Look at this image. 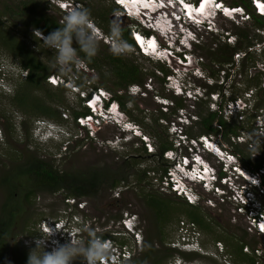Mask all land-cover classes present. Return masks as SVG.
<instances>
[{"label": "rangeland", "instance_id": "rangeland-1", "mask_svg": "<svg viewBox=\"0 0 264 264\" xmlns=\"http://www.w3.org/2000/svg\"><path fill=\"white\" fill-rule=\"evenodd\" d=\"M72 1L83 8H87L100 32L104 35L107 34L110 19L115 13H118L117 7L112 0ZM223 1L233 6L245 3V0ZM17 2L18 0H0V21L20 41L28 40L26 43L28 45L32 44L34 52L39 54V58L50 66L54 60V53L42 44V40H35L34 43L29 41L28 34H30V31L34 34L36 30L28 27L27 23L36 15L37 11L47 12L61 22L65 11H62L54 0H43L39 9L27 11L28 14L21 15L7 10L9 6L15 7ZM119 15L124 28L132 24L130 20L121 16L120 13ZM216 21L217 29L224 30L229 35L226 33L223 35L220 33H209L188 25L191 30L199 32L200 43L194 45L191 42L189 51L193 53L196 61L200 63L201 69L198 75H203L204 78L190 77L187 81L190 80L191 84H195L203 97L195 95L192 97L187 93L184 95L185 97H176L169 85L165 84L166 80L164 82L162 78V75H164L162 68L165 66L162 63L143 57L134 51L133 48L130 53L124 56L126 60L135 63L139 67L141 73L140 82L132 83L130 86L123 88L114 85L116 76L110 69H107L108 71L106 70L104 73L92 70L83 60L81 61L82 66L79 67L81 70L74 67L75 69L73 68L66 75H61L51 68L53 74L50 75L71 79L74 82L73 84H78L80 88H86L87 90L107 80L109 89L102 87L109 93L112 92L110 89H113L118 96L126 101V107L131 112V116L125 114L126 118L133 121L142 132L144 130L149 132L147 134L152 137L149 139V143L155 149L154 154H150L146 146V152H144L140 139L134 138L128 141L127 134L113 123L103 124L100 131L96 133L95 138H92L91 133L84 128L81 129L79 122L77 119L74 120L73 117V111L82 110L81 95L75 93L73 89L69 90L66 84L54 87L45 79L41 90L30 89L29 92L32 99L37 96L46 103L53 101L50 104L57 110L61 118L36 116V113L29 108L22 110L24 112L20 111L21 108H17L13 98L17 88H19V83L26 76V70H23L19 76L17 72L7 75L8 88L11 92L0 91V180L3 172L10 171L13 163L17 160H13L12 153L14 149L15 152L17 149L19 151L23 150L28 155L38 152L43 158L48 157L46 160L61 171L86 172L91 169H103L107 176L115 175L116 173L123 180L120 181L118 187L113 189L109 186L110 179H108L94 196L85 197L81 200L82 204L85 205L83 209L79 208V201H76L77 205L68 202V196L63 190L54 193L48 190L39 191L36 197L34 196L30 206L24 201L26 210L23 214L21 213L17 225L14 226L13 237H5L6 244L1 264H20L22 247L29 253L30 248L35 246L33 243L34 239L38 238L39 234L46 235L40 232L39 225L53 224L55 220L59 219L67 221L66 218L74 217L77 214L76 216L79 218L77 224L82 240L88 238L89 230H93L97 235L111 233L118 235L124 231V227L120 222L127 211L136 214L141 222V237L143 240L140 245L135 247L134 257L138 259L140 257L145 258V254L151 248L153 249L152 251L150 250V254L141 264H170L178 258H181L184 261L183 263L186 262L187 264H226V259L229 260V264H234L235 257L232 253L226 252L227 256L225 257L224 253L221 254L219 250L215 252V255L205 256L197 253L180 252L169 246V243L177 239L178 234L179 221L172 219V215L175 218L179 217L180 221L186 218L184 214V199L176 197L175 194L162 187L161 176L164 174L165 165L170 164L163 161L157 154L159 136L165 141L170 140L175 146H178V136L171 133L173 125L176 124L174 122L185 120L188 123L192 121V125L187 130L190 136L195 137L202 134L204 130L202 118L208 116L209 107L213 110L218 109V103L221 101V98L218 97L219 90L226 98L231 94L229 84L233 82L235 86L231 90L235 91L237 95L248 91L256 94L257 89L255 86L259 87L261 89L258 92L259 102L263 108L256 110L255 103L257 102L254 95L248 97L249 94H246L247 99L244 102L248 107L246 106L245 111L249 110V114H257L256 121L254 120L251 123L252 127L241 131L239 138L235 136L227 138L221 136V134H213V138L216 142L220 141L229 150L239 149L247 155L256 156L260 163L259 165L264 166V137L260 138V148H257L256 151H252L250 141L247 139L248 134L253 131L264 133V27L255 25L250 19L248 21L234 22L230 19L216 18ZM244 33H247V39H249L248 50L254 49L251 51L252 53L250 52L252 59L248 60L247 68H244L242 64L243 56H238L236 55L237 53H234L235 55L233 56L234 64L224 61V56H222V54H225L226 43L232 41L236 43V40H238L240 44H244L245 40L244 42L243 39L240 40L241 34ZM43 36L47 35L44 34ZM109 48L110 44L100 40L99 52L101 57L107 51L110 52ZM15 60L18 61V58L11 49L0 43V64H10ZM105 66L107 65L105 64ZM232 66L234 67L232 68ZM104 68L106 69V67ZM89 74L91 77H89ZM225 75L227 76V81H224ZM222 82L223 85H221ZM210 83H214L213 86ZM133 85L134 87L130 90ZM140 89L141 91H139ZM206 91L214 92V94L211 95L209 93L207 95ZM161 99H165L170 103L173 102L175 104L174 107H183V109L179 112L177 110V113H175L172 107L159 104L158 101ZM61 100L63 103H61ZM243 104L241 103V107H245ZM165 110L169 111L165 112ZM222 113L224 118L229 119V122H232L237 116L231 118L230 110H224ZM38 120L54 122L65 130L67 135L65 137L60 136L57 140L41 139L39 141L38 137H35L37 133L34 129ZM168 125L172 127L170 131L168 130ZM41 127H46V125ZM255 128L258 129L256 130ZM43 131V129L39 130V133ZM152 135H155L157 139H154ZM238 141L244 142L239 144ZM183 143H185L184 140H182ZM184 149L185 146L179 151ZM205 157L213 166L219 164L213 155L206 154ZM216 167L218 168V166ZM139 170L147 171V177L143 181L138 180L141 173ZM193 188L196 189L199 197L196 204L198 206L196 212L202 215L206 221L211 222L214 231L203 233L201 239L205 243L203 246L209 251H214L216 242L222 241L226 250V244L223 240H215V235L225 234L230 238L241 239L244 243L247 242L248 244L245 245H248V247L244 246L242 251L250 250L252 254H256L253 257L259 261L257 264H264V262H261V260L264 261L263 239L254 231L251 223L247 220V215L243 212L240 213L243 209L239 208L238 203L224 196L220 197L212 193H204L197 185ZM6 190V187L0 184V212L3 209L1 206L6 202ZM226 190L230 191L229 188ZM16 192L20 193L18 188ZM262 192L263 189H258V193L255 191L254 198L264 205ZM146 194L168 198L171 204L177 207V210H174L171 216H168V220L160 222L161 217L159 219L155 211L148 205L145 198ZM69 198L74 200V197ZM53 233L55 234L56 231ZM58 237L55 236V238ZM122 237L128 244L133 245L132 237ZM52 238L53 236L46 242V251H51L50 240ZM76 239H80V237ZM256 248L259 249L258 252L262 254V258L259 257L260 254L256 252ZM81 260L78 258L74 264H81ZM130 264H134L133 260Z\"/></svg>", "mask_w": 264, "mask_h": 264}, {"label": "clouds", "instance_id": "clouds-1", "mask_svg": "<svg viewBox=\"0 0 264 264\" xmlns=\"http://www.w3.org/2000/svg\"><path fill=\"white\" fill-rule=\"evenodd\" d=\"M112 1L117 7L118 13H115L110 19L108 32L104 35L94 24L91 13L87 8L77 5L75 2L73 3L72 0H54L60 9L65 11L61 26L51 31L47 36H43L44 34L38 30L34 34L39 36L42 44L54 53V60L51 62L50 67L55 72L66 75L74 67L78 69L82 66V60L90 61L97 55L100 40H104L107 44H110L109 50L114 56H123L130 53L133 48L143 57L162 63L169 69L167 73H163L162 78H164V82L166 80L165 84L169 85L176 97H185L186 93L192 97L193 95L203 97L197 90L198 87L191 84L190 80V82L187 81L190 77L204 78L203 75H198L201 69L200 63L189 51L191 42L194 45L200 43L199 32L191 30L188 25L198 30L223 35L227 32L217 29L216 18L241 22L252 20L253 14H256L264 21V0H245L243 5H235L236 7L228 5L222 0H211L208 1L206 8L203 5L202 11H199V9L204 0H146L148 3L154 4L153 7L143 6L141 2L144 0H140L139 3L134 0ZM260 4L263 6L259 7ZM186 5L190 6L192 14H188ZM119 13L132 23L127 28L130 30L133 45L123 38L124 26H122ZM162 20L165 23L164 25L160 24ZM138 35H141L143 42L137 39ZM153 38L156 39L155 49L150 45ZM228 43L235 44L233 41ZM162 50H166L163 53L164 57L158 55ZM253 50L250 49L249 51ZM236 53L238 56H243L242 52ZM22 71L13 63L0 64V91L10 93L7 75L17 72L19 76ZM226 78L225 75L224 81H227ZM46 79L53 86L66 84L69 90L73 89L75 93L81 95L80 103L82 107L88 108V112L76 119L80 128H84L91 133L92 138H95L96 133L100 131L103 124L113 123L127 134L128 141L138 138L141 140L142 146L148 147L149 153L155 152V149L149 143V139L152 137L139 130V127L133 121L126 118V113L121 109L118 100L113 98L111 92L109 93L103 87L95 89L92 87L89 90L80 88L78 84H73V80L55 75H48ZM213 84L210 83L211 86ZM221 85H223V82ZM133 87L134 85L130 90ZM206 93L208 95L210 92L206 91ZM210 94L213 95L214 92ZM88 100L89 104L86 103ZM244 101L245 99H241L240 103L238 100L228 101L223 111L230 110V115L244 112L246 106L248 107ZM158 102L163 106L172 107L175 105L165 99ZM241 103H244L245 107H241ZM108 108H114L113 111L110 110L112 113H109ZM182 109L179 107L178 112ZM168 111L165 110V112ZM234 112L236 113L234 114ZM191 122L187 123L185 120L174 122L176 124L173 125L171 133L178 136V146L173 144L172 148L163 151L164 160L170 165H165L166 170L161 176L162 187H165L166 190L176 196L182 197L184 201L191 205H196L199 200L198 192L193 188L196 185L204 193H212L216 196L227 197L229 200H235L239 208L243 209L240 213L243 212L247 215V220L251 223L254 231L262 237L264 243V205L254 198L255 191L258 193V189H263L262 194L264 195V166L256 171L245 168L242 166L239 157L236 161L234 150H229L220 141L216 142L213 134L190 136L187 130L192 125ZM42 125H46V127H41ZM34 129L37 133L35 137H38L39 141L41 139L57 140L60 136L65 137L67 135V132L60 126L46 120H38ZM42 129L44 131L39 133V130ZM170 129L172 127L168 125V130L170 131ZM235 137L239 138L240 136ZM261 137H264L262 132L253 131L248 134L247 139L250 141L252 151L260 148ZM182 140L185 143L182 144ZM206 141H208V145ZM183 145L185 149L179 151L184 147ZM206 154L215 157L219 163L216 165L218 168L207 160ZM228 188L230 191L226 190ZM70 199L68 198L67 201L72 204L75 203V205H77L76 201H79L78 206L80 209L85 207L81 200L77 198ZM76 215L66 218L67 221L59 219L55 220L53 224L39 225L40 232L46 235L39 234V237L34 239L35 246L30 248L27 264H74L78 258L82 259L81 264L131 263L135 256V247L140 245L143 240L141 237V222L136 214L126 212L120 222L124 227L121 234L97 235L93 230H89L86 240L81 239V232L77 224L79 218ZM183 235L185 240L182 239ZM51 236H53L50 240L51 251H46V242ZM55 236L59 237L55 238ZM122 236L132 237L133 245L127 242L121 243L120 240L124 239ZM202 236L203 231L200 230L196 222H190L186 219L179 220L177 239L169 243V246L180 252L197 253L205 256L215 255V252L220 250L221 254L224 253V256H227L228 252L225 250L222 241L216 242L214 251H209L203 246L205 243L201 240ZM78 237L80 239H76ZM244 246L248 247V245ZM126 249H128V254H126ZM258 250L256 248V252L262 258V254ZM243 252L256 255L255 253L252 254L250 250ZM228 261L226 259L225 263L229 264ZM255 261L256 264L259 262L256 258ZM183 262L181 258H178L170 264H187ZM261 262L264 261L261 260Z\"/></svg>", "mask_w": 264, "mask_h": 264}, {"label": "trees", "instance_id": "trees-1", "mask_svg": "<svg viewBox=\"0 0 264 264\" xmlns=\"http://www.w3.org/2000/svg\"><path fill=\"white\" fill-rule=\"evenodd\" d=\"M41 3L43 0H18L15 7H10V12H15L16 14H28L27 11L36 10L41 7ZM43 8V7H42ZM253 23L259 27H264V21L261 20L256 14H253ZM28 27L33 28L34 30L40 31L42 34L48 35L51 31L57 29L61 26L62 22H60L57 18L53 15L48 14L47 12L37 11L36 15L33 16L30 21L27 23ZM15 32V31H14ZM16 33V32H15ZM17 35V33H16ZM123 38L128 41L131 45L134 44L133 39L131 37V33L129 28L125 27L123 31ZM28 39L31 42L41 41L38 36H35L30 31L28 34ZM243 39L244 44H240L238 40H236L235 44H228L226 43V50L224 56V61L228 63L233 62V56L236 52H242V64L244 68H247L248 60L252 59L251 51L248 50L249 47V39H247V33L241 34L240 40ZM28 41V40H26ZM25 40L20 41L13 32H10L5 24L0 21V43L5 45L11 49L13 54L17 56L18 61H13L11 63L17 64L19 68L22 70H26V76L21 83H19V88H17L16 93L14 94V104L17 108H21L22 110H30L36 113V116H47L49 118H61L57 110L50 104L43 101L40 97L37 96L32 99L30 96L31 94L30 89H37L41 90L43 88V82L48 77V75L53 74V71L49 65L46 64L43 60L39 58V54L35 53L34 49L32 48V44L28 45ZM75 46V45H74ZM246 47V49H244ZM251 52V53H250ZM104 53V52H103ZM92 70H98L99 72H106L107 69H110L113 74L116 76V80L114 81V85L119 86L120 88L127 87L128 85L136 82H140V70L137 65L133 62H129L126 60L125 56H114L111 52L107 51L106 54L104 53L101 57V54L98 50L97 55L89 60H83ZM105 64L107 66H105ZM106 67V69L104 68ZM234 66H232L233 68ZM75 69V68H74ZM167 70V71H166ZM168 68L163 67V73L168 72ZM77 71V70H76ZM108 71V70H107ZM89 77L91 75L89 74ZM164 80V78H163ZM107 80L100 82V84L94 85V89L97 87H109L107 86ZM59 86L54 87H60ZM235 84L232 82L229 84L230 95L226 98L224 94H222L221 90H219V97L221 101L218 103V109L212 110L210 107V112L208 113L207 117L202 118V124L204 130L202 134H221V136L230 138L232 136H240V132L246 130L251 126V123L255 120L257 114L252 113L249 114V110L240 112L235 115H231L235 117L232 122H229L224 118L223 109L224 106L228 101H237L238 99H247L246 94H249V97L254 95V98L257 103H255V109L259 110L263 108V106L259 102V91L261 90L259 87L255 86L257 89V93L253 92H244L241 95H237L235 91H232ZM16 90V89H15ZM113 98L118 100L121 109L128 115L131 116L130 110L126 107V101L123 100L120 96L115 93L113 89H110ZM30 94V95H29ZM238 96V98H237ZM61 103L63 101L61 100ZM178 105V104H177ZM175 106V105H174ZM172 108L174 109L175 113L179 109L178 106ZM31 107V108H30ZM183 108V107H180ZM24 112V111H22ZM27 112V111H25ZM88 112V108L83 106L82 110H75L73 111L74 120L78 116L84 115ZM34 114V113H33ZM240 117V118H238ZM24 123V122H23ZM218 125H214V124ZM256 129V128H255ZM254 129V130H255ZM221 130V131H220ZM145 133L147 130H144ZM167 132V131H166ZM149 135V134H148ZM169 135V134H168ZM150 136V135H149ZM153 138L157 139L155 135H152ZM160 141L158 142V153L159 157L164 160L163 151L170 149L173 147L172 141H165L161 136ZM9 142V141H8ZM244 141L239 142L242 144ZM237 143V144H238ZM145 150V146H142ZM233 152L239 157L242 166L245 168L256 171L258 168H262L263 166L259 165L258 158L252 157L251 154H245L242 150L235 149ZM23 150L17 151L12 153L13 160L17 159L13 166L11 167L10 171L3 172L2 178L0 180V184L6 187V202L1 206L3 208L0 212V264L2 262V254L4 250V246L6 244L5 237L12 238L13 237V229L14 226L17 225L18 219L26 210L24 206V201L30 206L32 204L34 196L36 197L37 193L40 191L48 190L52 193L58 192L63 190L66 193V196L74 197L79 200H83L85 197H92L97 192L101 186L108 180L109 186L113 189L118 187L121 180H123L119 175L115 173V175L107 176L103 169L100 170H88L83 172H65L59 170L57 167H54L52 163L46 160L48 157L43 158L38 154V152L25 154L23 155ZM155 153V152H154ZM150 153V154H154ZM166 167L164 168V172ZM140 176L138 180L143 181L145 177H147L146 170H139ZM137 180V181H138ZM17 188L19 189L20 193L16 192ZM177 197V196H176ZM145 198L147 200L148 205L155 211L156 216L160 219V222L164 220H168V216L177 210L176 206L171 204V201L167 198H161L155 196L153 194H146ZM184 209L186 220L190 222H196L200 228V230L204 232L210 231L214 232L211 226L210 221H206L204 217L200 214H197L196 208L198 206L188 204L184 201ZM175 219L177 222L180 220L179 217L175 218L174 215L171 217ZM100 235V234H99ZM102 235V234H101ZM223 240L226 244V251L228 253H232L234 255V264H256L255 258L253 255L245 253L242 251V248L247 242L244 243L241 239H233L229 236L222 234V235H215V240ZM245 240V239H244ZM121 243H125L124 239L120 240ZM21 250V260L20 264H27V257L28 251L22 247ZM153 250L152 248L150 249ZM150 250L147 254H145V258L150 254ZM23 251V252H22ZM157 251V250H156ZM140 257V259L134 257L133 263L134 264H141V262L145 259ZM239 259V260H238ZM238 262V263H235ZM232 264V263H231Z\"/></svg>", "mask_w": 264, "mask_h": 264}, {"label": "bare ground", "instance_id": "bare-ground-1", "mask_svg": "<svg viewBox=\"0 0 264 264\" xmlns=\"http://www.w3.org/2000/svg\"><path fill=\"white\" fill-rule=\"evenodd\" d=\"M135 2H138L139 3V1L140 0H134ZM208 1H211V0H204V2L202 3V5H204V7L206 8L207 6H208ZM223 1V0H222ZM141 2V1H140ZM224 2V1H223ZM142 3V5L143 6H147V7H153L154 6V4H151V3H148L146 0H144V1H142L141 2ZM214 5V4H213ZM134 6H137V5H134ZM220 6V5H219ZM261 6H263L262 4H260L259 5V7H261ZM186 7H187V10H188V14H192L191 13V9H190V6H188V5H186ZM236 7V6H235ZM203 10V7H201L200 9H199V11H202ZM161 25H164L165 23H164V21L162 20L161 21V23H160ZM137 37H140V41L141 42H143V38L141 37V35H138ZM150 45H151V47L153 48V49H155V47H156V39H152L151 41H150ZM149 50H150V48H149ZM157 51H159V50H157ZM164 51H166V50H162V51H160L159 53H158V55L160 56V57H164V55H163V53H164ZM166 55L168 56V53L166 52ZM110 110H114V108H108V111H109V113H112V111H110ZM262 127V126H261ZM263 129V128H262ZM245 141V140H244ZM206 144L208 145V141H206ZM221 151L222 152H224L223 151V149H221ZM237 155L235 154V159H236V161H237ZM242 167V166H241ZM240 167V168H241ZM264 225V224H263Z\"/></svg>", "mask_w": 264, "mask_h": 264}, {"label": "built area", "instance_id": "built-area-1", "mask_svg": "<svg viewBox=\"0 0 264 264\" xmlns=\"http://www.w3.org/2000/svg\"><path fill=\"white\" fill-rule=\"evenodd\" d=\"M240 100L241 99H238V101H240ZM181 229L185 232V230L183 228H181ZM182 239L185 240V236L184 235L182 236ZM126 254H128V249H126Z\"/></svg>", "mask_w": 264, "mask_h": 264}, {"label": "snow or ice", "instance_id": "snow-or-ice-1", "mask_svg": "<svg viewBox=\"0 0 264 264\" xmlns=\"http://www.w3.org/2000/svg\"><path fill=\"white\" fill-rule=\"evenodd\" d=\"M201 7H203V5H201ZM138 40H140V37H137Z\"/></svg>", "mask_w": 264, "mask_h": 264}]
</instances>
